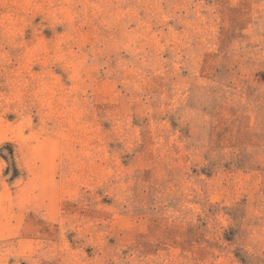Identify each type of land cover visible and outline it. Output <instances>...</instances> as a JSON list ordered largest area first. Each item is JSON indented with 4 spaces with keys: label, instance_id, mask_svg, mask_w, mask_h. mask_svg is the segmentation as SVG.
Masks as SVG:
<instances>
[{
    "label": "rangeland",
    "instance_id": "obj_1",
    "mask_svg": "<svg viewBox=\"0 0 264 264\" xmlns=\"http://www.w3.org/2000/svg\"><path fill=\"white\" fill-rule=\"evenodd\" d=\"M0 264H264V0H0Z\"/></svg>",
    "mask_w": 264,
    "mask_h": 264
}]
</instances>
